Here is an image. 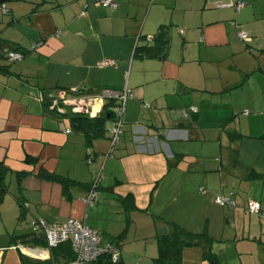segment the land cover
<instances>
[{
    "label": "crops",
    "instance_id": "obj_1",
    "mask_svg": "<svg viewBox=\"0 0 264 264\" xmlns=\"http://www.w3.org/2000/svg\"><path fill=\"white\" fill-rule=\"evenodd\" d=\"M115 1V8L100 0H5L0 5V163L7 170V190L0 198V264H25L22 257L32 264L51 258L50 248L37 242L44 235L31 231L33 217L50 223L75 217L100 229L104 240L127 230L120 264H155L158 228L169 231L175 220H165L161 212H153L151 219L139 210L129 213L121 198L132 194L143 207L145 200L152 204L161 190L171 187L182 195L197 185L199 192L204 180L207 195L232 197L236 205L208 219L201 233L209 237L184 248L183 264H213L205 259L206 251L218 264H264V0H241L239 11L228 5L230 0H214L227 16L206 9L213 0H201L196 27L202 43H225L230 25L237 34L241 28L248 32L247 48L261 54L255 69L263 73L257 79L240 68L239 80L224 79L217 90L175 76V68L186 63L189 42L179 27L184 50L179 54L172 49L174 23L166 20L171 8L167 0ZM181 24L187 25V18ZM162 25L168 26L166 50L135 56L136 47L147 44L146 37H154ZM16 49L25 57L12 62L7 52ZM110 60L116 64L101 65ZM127 88L134 96L126 101L124 140L108 157L109 121L114 120L107 118L105 136L89 140L69 107L57 113L44 101L57 90L92 96ZM116 102L107 98L104 104L114 108ZM100 110L98 115L104 112ZM242 125L257 131L245 137ZM231 133L240 136L232 139ZM245 142H251L247 150ZM101 172L100 199L87 205L83 198ZM235 182L248 186L246 201L231 189ZM249 199L262 204V213L248 210ZM191 224L182 225L198 233ZM226 226L233 229H225L223 237L214 234Z\"/></svg>",
    "mask_w": 264,
    "mask_h": 264
},
{
    "label": "rangeland",
    "instance_id": "obj_2",
    "mask_svg": "<svg viewBox=\"0 0 264 264\" xmlns=\"http://www.w3.org/2000/svg\"><path fill=\"white\" fill-rule=\"evenodd\" d=\"M151 2L152 3L155 2L156 4L157 0H152ZM167 4L171 8L169 10L166 9V16H167L166 20L167 22H171V20H173L172 22L174 23V25L171 27V32H170V35L171 36L173 35L175 37V41L173 42L172 49L173 50L178 49L179 54L180 51L183 52L184 48L186 49L187 52V56H184L186 63L182 66L177 67V69L175 68L174 70L175 76L180 77L182 79H188V81H191L192 83L196 84V87L199 86L200 84L201 85L206 84L211 88H215L213 90H217L218 84H220L224 79L230 81L239 80L238 78L241 77L240 76L241 70H239L240 68L246 70V72H249L250 74L248 76L251 79H257V77L260 76V73H263L262 70L257 71L255 69L257 68L256 66L259 65L258 57L261 55L260 52L256 50L248 49L246 46V42L243 41V39L239 36V34H237V31L235 32L234 30L231 29L233 27H231L229 24H228L229 29L224 26L226 30L225 31L226 40H224L225 43L208 44L207 42L202 43L200 41L201 35L200 32H198L199 27H196V24L200 22L198 18L200 17L201 11L203 10L204 1L202 2L201 0H178L176 4L174 0H167ZM216 4H217L216 1L213 0L210 3H208L206 9L215 13H220V15L222 16H227L228 15V13L226 12L227 10L218 8ZM156 10H157L156 8L152 10L151 17L156 12ZM186 18H187V25H182L181 22ZM188 26H190V29ZM179 27H182L186 30L187 41L189 42V44L184 48L182 44V35L178 33ZM219 39L220 36L217 40ZM189 54L195 56L196 61H194L193 60L194 58L190 57ZM261 60L264 61V56H262ZM243 77L245 78V76ZM208 94L214 95L211 93ZM198 97L199 95L196 94V99H198ZM238 102H240L239 99ZM145 104H150V103L146 101ZM221 107L222 106H219L218 108ZM224 108H227V106H224ZM144 109L150 111L148 110L149 108L147 107H145ZM228 123L229 122H227L226 124ZM111 124L114 125L112 121H109V125ZM242 128H243V133L246 135L245 137H250L251 134L253 136V134L257 131V129L255 130L251 129V127L246 128L244 127V125H242ZM124 129L126 130V127L125 128L123 127V131ZM124 133L125 132H123L121 136V140H119L116 143L117 146H119L122 140H124L122 139ZM126 137L128 138L129 136L126 135ZM246 140H250V139H246ZM250 143L251 142L249 143L245 142L246 150L248 149V145ZM257 143L258 142H255V144ZM199 151L201 152L200 149ZM200 152H198V154ZM201 185L206 186L207 181L204 180L201 183ZM232 187L233 188L231 189H233L235 193L237 192L236 193L237 195H240L241 201L247 200L248 193H246V191L248 190V186L244 187L243 185H240L239 182L237 183L235 182L232 185ZM171 188L174 190L170 188L161 190V192L157 194L155 201L152 204L150 198L145 200L143 207H141L142 203H140L139 199L135 198V204L137 207L136 210H139V213L143 217H150V219L153 217L154 214L153 212H157V213L161 212V214L163 213L167 217L166 218L164 216L165 220L169 221L170 219H173L176 221V222L173 221V223H176L178 225H180V223L177 222V218L181 219L180 216H182L183 220L180 221L182 222V224H189V220H190V222H192L191 226H194L193 227L194 230H196V232L198 233H201L202 232L201 229L204 231L205 226L207 225L209 221L208 219L210 217L212 216L220 217L221 209L226 208L225 210H229L230 208L232 209L233 207L229 205L223 206V205H219L218 203H215L214 201L215 195L214 194L207 195L206 193L204 194L201 193L200 191L199 193L198 192L199 188L197 189V185L195 186V190H192L190 194L186 193L182 195L174 187ZM231 189L227 188V191ZM121 204L125 207L124 209L126 211L128 210L129 213L132 212V210H129L130 206L126 205L125 203H121ZM173 215H175V217H173ZM245 216L249 218L250 216L249 212H246ZM143 223H139V224L144 225ZM223 223L225 225L226 222L224 221ZM182 224L180 226L186 229V227H184ZM230 228L233 229V227ZM230 228L226 226V228L224 227L222 230H220L219 233H216L214 231V234H218L221 237H223L225 229H230ZM191 232L194 231L192 230ZM225 239L226 238H224V240ZM194 258L195 257H193V259ZM197 262L201 264L200 261ZM134 263L135 261H133L132 264ZM194 263L196 264L195 261Z\"/></svg>",
    "mask_w": 264,
    "mask_h": 264
},
{
    "label": "built area",
    "instance_id": "obj_3",
    "mask_svg": "<svg viewBox=\"0 0 264 264\" xmlns=\"http://www.w3.org/2000/svg\"><path fill=\"white\" fill-rule=\"evenodd\" d=\"M103 5L115 7L117 4L115 0H101ZM229 6H233L236 11H239L243 7L241 0H230ZM218 6H222V3H218ZM6 10L5 6H3ZM235 23V22H234ZM238 28H240L238 26ZM183 31V30H181ZM239 35L245 41L251 40L250 35L244 29H239ZM25 57V53L18 50H10L7 52V58L14 62L20 61ZM116 64L114 60L103 61L101 65ZM134 94L128 88L124 91H118L114 89H104L101 93L92 96H67L66 93L61 91H52L48 93V97L51 100V109L58 107L60 104L69 107L74 113H82L91 115L90 109H93V115L97 116L103 108L105 99L117 100L114 109L117 117L114 120V125L110 128L111 134V148L106 156H110L113 152L115 144L119 141L120 135L123 132L124 127V113L126 108V101L129 97H133ZM102 107V108H101ZM192 109H196L192 107ZM247 113V110H245ZM184 116L187 115V111H183ZM93 156H90L88 161L91 162ZM103 178L101 172L96 180L93 182L92 187L83 200L87 205H94L100 199L99 186ZM215 201L219 204L233 203L227 196H218ZM247 208L251 213H259L261 210V204L258 201L249 199ZM31 228L34 233H41L44 235L47 244L50 247H55L62 242L70 241L74 250L75 257L69 264H93L104 254H110L113 261L120 260L119 248L112 243L103 239V235L100 230L89 227L84 221L75 217H69L66 220L58 223H49L43 218H33L31 221Z\"/></svg>",
    "mask_w": 264,
    "mask_h": 264
},
{
    "label": "trees",
    "instance_id": "obj_4",
    "mask_svg": "<svg viewBox=\"0 0 264 264\" xmlns=\"http://www.w3.org/2000/svg\"><path fill=\"white\" fill-rule=\"evenodd\" d=\"M4 1L5 0H0V5L3 4ZM100 3L103 5L101 0H100ZM116 4H117V2H116ZM117 5L115 7H117ZM103 6L115 8V7H111L108 5L107 6L103 5ZM234 22L235 21H231V23L233 25H236L238 27L239 25L236 22L235 23ZM141 38H142V36L139 35L138 41L141 40ZM146 38H147V41L148 40L149 41L145 45H138L136 47L135 56H140V57L154 56V54H156V53L159 54L162 51L166 50V48L169 44L168 26L167 25L160 26V28L158 29V33L156 35H154V37H150V39H149V37L147 36ZM151 39H152V41H154L153 44H151V42H152ZM243 41H245V40L243 39ZM249 41H245L246 45H248ZM51 100L52 99L50 97L49 98L44 97L46 107L49 108L50 110L54 111V112L59 113V112L64 111L66 108H68L67 106H64L63 104H60L58 107L51 109ZM107 109L108 108L105 104L104 110H103L104 112L102 114H99L96 117H90L88 114L74 113L73 112L74 113L73 114L74 121L76 123H78V126L85 132V134L87 135L89 140L105 136V134L107 132L106 123L108 121V119L106 117ZM244 112H245V110H244ZM247 112H248V110H247ZM122 134H123V132H122ZM122 134L120 135L119 140L121 139ZM239 136H240L239 133H231L232 139L237 138ZM110 140H111V136H110ZM6 172H7V170L5 169L4 165L2 163H0V198L3 197L4 193L7 190L6 180H5L6 179ZM92 184L89 188V191L92 187ZM100 187H101V184L99 186V189H100ZM89 191H88V193H89ZM200 192H202V193L207 192V189L204 185L200 186ZM88 193H87V195H88ZM218 196H216V197H218ZM216 197H215V199H216ZM229 198L231 199V201L234 202V204L233 203H230V204H219L218 203V204L223 205V206H225V205H229V206L236 205L235 200L232 197H229ZM215 199H214V201H215ZM121 200L123 203L130 206L129 210L133 211V210L137 209L136 204H135V198L132 194H128V195L122 197ZM215 203H217V202L215 201ZM23 206L27 207V203H24ZM259 213H262V204H261V210ZM33 218H41V217H33ZM32 219H31V221H32ZM31 221H30V226H31ZM171 226H172L171 230H169L167 233H160L157 237L159 254L154 259L155 264H183V250H184V248L189 247V246L199 245L209 237L206 232H204V233H193L189 230L184 229L183 227H181L180 225H178L176 223H171ZM94 229H97V228H94ZM98 230H100V229H98ZM31 231H32V228H31ZM126 231L127 230L123 231L122 233H120L119 235H117L113 238L106 239V241L112 243L113 245H115L116 247L119 248L120 255H121L120 243L124 239ZM32 233H34V232L32 231ZM101 233L103 235L102 231H101ZM34 234H36V233H34ZM103 238H104V235H103ZM37 242H38V245H40V246H45V247L50 248L51 255H52L49 260L38 261L39 263H37V264H69L75 257L74 250H73V247H72V244L70 241L62 242L55 247H50L47 244L45 237L44 238L42 237ZM204 257L206 260H209L213 264H218V262H219L218 258L211 251H206L204 254ZM22 258H23L25 264H32V263L28 262L29 260L26 259L25 257H22ZM93 264H120V262L119 261H117V262L113 261L110 254H104L101 257H99V259L97 261H95Z\"/></svg>",
    "mask_w": 264,
    "mask_h": 264
},
{
    "label": "water",
    "instance_id": "obj_5",
    "mask_svg": "<svg viewBox=\"0 0 264 264\" xmlns=\"http://www.w3.org/2000/svg\"><path fill=\"white\" fill-rule=\"evenodd\" d=\"M105 106V104L103 105V107ZM90 113L91 115H93V109H90ZM106 117L110 120H115L117 117L116 111L114 108H108L106 111ZM159 233H167L168 232V228L166 226L160 227L158 229Z\"/></svg>",
    "mask_w": 264,
    "mask_h": 264
},
{
    "label": "clouds",
    "instance_id": "obj_6",
    "mask_svg": "<svg viewBox=\"0 0 264 264\" xmlns=\"http://www.w3.org/2000/svg\"><path fill=\"white\" fill-rule=\"evenodd\" d=\"M104 108H102V110H103Z\"/></svg>",
    "mask_w": 264,
    "mask_h": 264
}]
</instances>
